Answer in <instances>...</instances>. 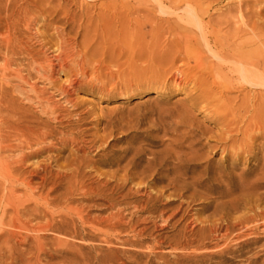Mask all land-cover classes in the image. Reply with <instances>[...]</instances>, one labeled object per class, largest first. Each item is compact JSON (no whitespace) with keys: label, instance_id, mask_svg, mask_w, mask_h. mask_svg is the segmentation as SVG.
Returning <instances> with one entry per match:
<instances>
[{"label":"rangeland","instance_id":"374dc122","mask_svg":"<svg viewBox=\"0 0 264 264\" xmlns=\"http://www.w3.org/2000/svg\"><path fill=\"white\" fill-rule=\"evenodd\" d=\"M176 4V0H0V86L10 90L6 88V97L22 119L48 133L26 149L1 151L0 159L23 156L25 173L37 170L39 163L46 165L51 172L46 187L56 184L52 197L58 199L68 191L66 175L73 156L92 162L83 170L88 171L82 180L85 190L110 182L90 199L79 191L69 196V202L61 199L57 206H48L54 211V231L39 234L46 253L36 255L29 240L18 247L24 258L17 264H264V212L255 214L264 207V109L257 118L258 107H264V91L247 84L240 87L234 80L231 87L222 86V78L217 80L207 69L203 83L192 85L193 46L205 64L212 66L215 59L201 33L186 22L185 3ZM197 6L208 7L203 21L217 27L219 35L226 27L216 22L232 23L237 15L236 0H200ZM227 6L233 9L228 12ZM249 18L264 28L262 4ZM184 36L193 45L188 49ZM224 130L233 140L223 139ZM224 141L222 150L219 144ZM134 154L140 157V166L129 172L135 180L123 190H112ZM155 158L169 161L164 169L180 165L169 174L179 185L166 189V183H148L135 191L152 178L146 174L139 180L135 172ZM0 173L2 205L11 186ZM30 182L35 186L40 179ZM161 187L163 196L147 200V194L155 195ZM22 192L17 186L16 193ZM68 206L80 209L88 223L65 216L63 208ZM116 213L123 216L122 225L97 230L102 218ZM212 224L218 228L213 233Z\"/></svg>","mask_w":264,"mask_h":264},{"label":"bare ground","instance_id":"6f19581e","mask_svg":"<svg viewBox=\"0 0 264 264\" xmlns=\"http://www.w3.org/2000/svg\"><path fill=\"white\" fill-rule=\"evenodd\" d=\"M199 2H200V0H176V3H177L176 5H180V3H182V4L185 3V8L182 10L183 12L182 11L181 12L186 17V22L191 24L192 26H194L201 33L200 34L201 39L203 41L205 48L207 49V52L210 53L211 57L215 59V62H213L214 60L212 62H210L212 64V66L205 64L204 61L202 60V57L197 53L198 51H197L196 47L194 48L193 45H190V39L188 38V36L181 37V39L183 40L182 43H183L184 48L188 49L189 46L190 47L193 46L192 50H194V51H192L193 66H192V68L191 67L190 68L195 70V71H193L189 68V70L194 72V73L192 72L193 75L191 74V76L193 77V79H191V81H190L191 84L194 85L196 82L198 84L201 83L203 81L202 77L204 74V70L207 69L213 73V75H214L213 77L216 78L217 80L222 78L221 79L222 80L221 81L222 86L229 87L230 84H232L231 81L234 80V82H236L240 87L243 84H247L249 86L261 87V89H263L262 91H264V28H263L262 23L260 24V22L258 23L255 21V18L253 21L250 20V18H249V14L250 15H255V14L257 15L258 14V8L261 6V4H262V7H264V0H236L235 11L237 12V15H236V18L232 21V23H229V20H227V19H223L221 21L216 22L217 25H219V26L224 25L226 27L225 32L221 35L218 34L219 29H217V27L215 28L214 26H207L208 22L203 21V15L207 13L209 6L207 5L208 7H206V8H199L197 6V3H199ZM206 2H208V1H206ZM3 3L5 4V2H3ZM209 5H211V4H209ZM7 6L5 8L10 9V5L8 7ZM250 6H256L257 10L250 9ZM232 9L233 8L231 6L226 7V11H228V12H230ZM6 11H7V9H6ZM11 11L13 12V10H11ZM24 15H25V13H24ZM16 17L18 18V15ZM227 17H229V16H227ZM231 20H232V17H231ZM208 21H209V19H208ZM13 28H11V29H13ZM7 30H8V27H7ZM207 32H210L211 36L209 35V33L207 34ZM3 35L5 36V34H3ZM3 38L4 37L2 36L1 39H3ZM11 38H12V36H11ZM5 39H6V36H5L4 40ZM0 41H2V40H0ZM14 43L16 44V42H14ZM178 43H179V41H178ZM16 45H18V44H16ZM11 47L12 46L10 44V48ZM6 48H8V47H6ZM18 48H20V47H18ZM11 49L13 52L15 51L14 47ZM26 50H27V48H26ZM16 51H17V48H16ZM171 51L172 50H170V52ZM1 52H3V50H1ZM173 52H174V49H173ZM14 53H16V52H14ZM27 53H28V51H27ZM149 53L150 52H148V54ZM9 54H10V51H9ZM29 54H30V52H29ZM185 54H186V52L184 53V55ZM201 54H203V53H201ZM156 55L161 56L162 54L161 55L156 54ZM186 55H188V54H186ZM192 55H189V56L192 57ZM171 57H172V54H171ZM208 57H209V59H212V58H210V56H208ZM185 58H186V60H188L187 57H185ZM10 59L11 58H9L8 61ZM177 59H178V57H177ZM5 60L7 61V59H5ZM166 60H167V58H166ZM182 61L186 62L185 60H181V62ZM6 64L7 63H5L4 66H6V68H8ZM187 64L185 63V66ZM8 66H9V63H8ZM188 66L189 65L186 66V69L188 68ZM9 68H10V66H9ZM163 70H164V68H163ZM219 70L221 73H219ZM2 72H4V71H2ZM7 73H8V71H7ZM229 73H234V74H229ZM188 74L189 73H187V75ZM184 75H186V74L184 73ZM3 76H4V73H3ZM0 79H2V77ZM186 80H188V79H186ZM0 81H2V80H0ZM178 82H179V80L177 82L175 81V84H178ZM206 82H204L205 85H206ZM194 86H196V85H194ZM210 86H211V84H210ZM6 88L7 87L0 86V152L1 151L6 152V150L12 152V150L21 149L22 147L23 148L28 147L29 145L31 146V142H33V141L35 142V141H39V140L43 139L44 134H45L43 131H39L40 129L42 130V128L37 130L36 128H34V126L31 125L30 122H28L25 119H22V116H21L22 113H21V115H19L16 112V109L11 106L13 104L12 103L10 104L9 102H11V101H9L8 97H6L7 91H10L8 88L6 91ZM200 89H201V86H200ZM260 91H258V92H260ZM205 93H207V92H205ZM8 94H9V96L11 95L10 92H8ZM213 97L211 99H213ZM13 103H14V107H19V106L15 105V102H13ZM247 107L249 108V106H247ZM258 108L259 109H257V110H258L259 114L257 113L258 117L257 116L256 117L258 118V121H259V115H261V113H262L259 111H261L260 109L263 110L264 107L260 106ZM232 109H233V107H232ZM17 111H19V113H20L21 112L20 108ZM253 112L255 113L256 109L253 110ZM223 116H225V115H223ZM256 117L254 116V118H256ZM23 118H24V116H23ZM225 118H226V116H225ZM261 118H262V116L260 117V120H261ZM228 121H229V119H228ZM237 121L238 120H236L234 122H237ZM253 121L254 120H252V122ZM234 122H232V125L234 127V128L233 127L232 128L235 130L234 131L231 130V132L233 131V133L237 130V128H235V126L233 124ZM262 122L261 123L259 122V123L262 124ZM224 124L227 126V122H225V120H224ZM230 124H229V126H230ZM249 124L251 125V123H248L247 126ZM255 124H257V123H255ZM262 125L264 127V124H262ZM226 126H224L225 129L229 128V126H227V128H226ZM254 126H256V125H254ZM260 127H262V126L260 125ZM263 127L261 128L262 130H264ZM243 128H244L243 131H245L244 126H243ZM253 128H255V127H253ZM238 129L241 130V128H238ZM251 130H250V132H251ZM246 131H247V129H246ZM247 132H249V131H247ZM253 132H255V131H253ZM190 133H191V131H190ZM235 133H234V135H235ZM46 134H48V133H46ZM46 134H45V136H46ZM244 134H247V133H243V136H244ZM246 136H248V135H245V137ZM234 137H236V135ZM248 137H250V135ZM251 137H250V139H251ZM45 139H47V138H45ZM223 139L226 141L233 140L232 133L229 134V130H226ZM226 141L221 142V144H219V146L221 145L220 148H222V150H224V147H225L224 144ZM242 145H244V144H242ZM107 147H108V145H107ZM241 148H242V146H241ZM24 149H26V148H24ZM77 150H79V149H77ZM173 152H174V150H173ZM175 153L177 155V151H175ZM1 154H2V152H1ZM0 157H1V155H0ZM167 157H169V155H167ZM4 158L0 159V171H2V173H3L2 176L4 175L5 180L7 182H9L11 189H10V192L4 196L5 204H2V205L0 204V264H17L18 261L21 262L22 259L24 258V256H23L24 252L21 251L18 247L20 245H24V244L27 245L29 240H31V243H32V241L34 243L33 246L29 245V249L31 251L33 249V251L35 252L36 255H38V253H46L45 252L46 249H45L44 243L42 241V238H44V237H43V235L39 236V234H45L46 232L54 231L53 224L51 223V220L54 219V217H55L54 213H53L54 211H50L48 206H50L52 204L54 205L56 202L60 203L61 199H64V201L68 200V202H69L71 199L69 196L73 192H79L80 191L81 195H83L85 197L84 199H90L92 197V195H94V194L96 195L95 191H97L99 189V187H101V186L107 187V185L110 183L108 181V179L106 178L107 180L104 181L103 183H100L101 186H99L98 189H95V190L94 189H87V190H85V186L83 185V181H84L83 178L88 173V171H83V170H84V168H89V166L92 162L85 160L82 156H73L68 161V174L66 175L68 177V184H69L68 185L69 186L68 191H66L65 193L60 195V197L58 199V198L52 197V194L56 190V187H55L56 184L55 185L52 184L51 185L52 187H49L48 189L46 187L48 184L51 183V180L49 179V176H48V175H50L51 172L46 165H39L40 164L39 163L38 165H36L37 170L26 171V173H25V158L23 156H18L16 158H10V159H6V158L4 159ZM138 159H140V157H137L134 154L133 157L130 160H128V162L122 168V170L124 171L123 175L117 179L119 182L114 185V189L112 188V190H119V191L123 190L129 180L130 181L135 180V177H131V178L129 177V172L133 169H137L140 166L139 163H137ZM168 163H169V161H167V159H164L162 161H158L156 158L147 160L145 166L142 167V169L139 170L137 173L135 172L136 178H139V180H144V177L146 176V174H150L148 176H151L152 178L149 182L145 181L146 183L142 184L143 183L142 182L139 185H137L138 188H137V190L135 189V191L138 192V191L146 188L148 183H152V184L153 183H155V184L156 183L157 184L158 183L159 184L160 183H166V186H168V187H166V189L169 187L175 188L179 180H177L176 178H170L169 174L174 172L175 170H177L180 167V165L174 164V167H172L170 169H164V166L167 165ZM162 171H166L167 174L163 175V176H157ZM33 177L40 179V182L35 186H32V183L30 182V179ZM137 184H138V182H137ZM178 185H179V183H178ZM17 186H19L23 191L21 195L16 193ZM139 186H141V189ZM26 188L28 190H30L31 192L26 190ZM162 188L163 187L159 188L160 190L156 189L155 195L147 194L146 195L147 200L148 199H154L155 200V199H159L161 196H163L162 194H164L165 190H163ZM34 191H36V192H34ZM27 192H29V193H27ZM97 193H99V192H97ZM109 193H111V192H109ZM142 196H143V194H142ZM57 203L55 204L56 206H57ZM133 205H134V203H133ZM111 206H112V204H111ZM129 206H131V205H129ZM143 206H145V205H143ZM63 209H64L65 216L68 215V217H71V219L74 216H76L83 223H88L87 219L84 218V216L81 214L82 212L80 209H77V208H74L71 206H68V208L64 207ZM145 209H147V207L142 208L141 211H145ZM132 210L134 211V209H132ZM263 212H264V207H263V211H260L259 213H255V214H260ZM121 213H122V211H121ZM40 219H44L45 222L44 223H39V222L35 223L36 220L38 221ZM122 219H123V216L120 215L119 213L109 214V215L105 216L104 218H102L101 221H99V223H98L99 229H97V230H100L101 229L100 226H102V225H104L105 227H107L109 229H115L121 224V222L123 221ZM72 221H73V219H72ZM96 221H98V220H96ZM143 221H145V220H143ZM85 225H87V224H85ZM58 226H59V224H58ZM89 226H91V225H89ZM211 227H213V228H211ZM209 228H210L209 231L211 233L215 232L218 229L217 227H215L214 224L209 226ZM201 245H203V244H201ZM201 245H199V246L201 247ZM28 260H29V258L26 259V261H28Z\"/></svg>","mask_w":264,"mask_h":264}]
</instances>
